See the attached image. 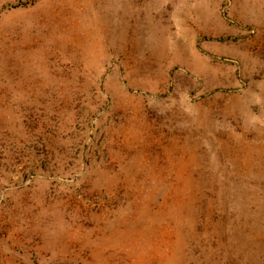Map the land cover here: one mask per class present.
<instances>
[{"label": "rangeland", "instance_id": "1", "mask_svg": "<svg viewBox=\"0 0 264 264\" xmlns=\"http://www.w3.org/2000/svg\"><path fill=\"white\" fill-rule=\"evenodd\" d=\"M0 264H264V0H0Z\"/></svg>", "mask_w": 264, "mask_h": 264}]
</instances>
